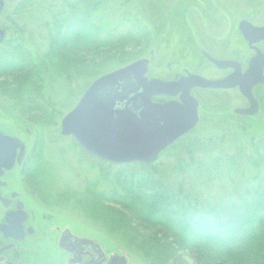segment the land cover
I'll list each match as a JSON object with an SVG mask.
<instances>
[{
	"label": "trees",
	"instance_id": "trees-1",
	"mask_svg": "<svg viewBox=\"0 0 264 264\" xmlns=\"http://www.w3.org/2000/svg\"><path fill=\"white\" fill-rule=\"evenodd\" d=\"M29 1L35 3L20 0L14 12L30 14L24 5ZM45 1L40 0V9H47ZM57 3L59 10L49 21L42 17L35 21L47 30L45 52H40L36 43L25 48L26 25L16 22L14 39L4 42L0 91L22 108L43 111L39 109L40 94H33L32 88L38 87L46 74L50 78L51 71L57 77L66 73L67 81L70 70L78 79L81 72L97 76L96 70L102 72L111 63L108 61H135L136 47L145 39L147 45L151 42L149 27L132 0H52L51 12ZM80 6L84 7L82 12ZM125 7L135 14L126 12L116 17L106 12ZM158 9L153 7L154 13ZM129 43L134 44L133 53L125 51ZM29 78L36 79L29 84ZM38 89L41 91L42 86ZM50 109L38 114L36 123L49 125L56 117ZM225 137H219L213 143L215 147L201 140L176 141L147 164L103 162L115 170L100 168L98 177L87 181L86 198L82 199L104 228L123 235L129 252L138 251L134 241L141 237L139 251H145L142 256L146 259L143 264H183L174 255L181 250L203 264H264V138H249L246 142L239 136V153L229 156L223 155L225 146L221 142ZM224 160L235 163V168L239 162L241 168L262 171L232 182L226 199L207 198L204 194L218 180ZM40 164L34 161L31 169L41 171ZM230 168L226 166L228 173L233 171ZM139 227L148 234L146 238L140 236Z\"/></svg>",
	"mask_w": 264,
	"mask_h": 264
},
{
	"label": "rangeland",
	"instance_id": "rangeland-1",
	"mask_svg": "<svg viewBox=\"0 0 264 264\" xmlns=\"http://www.w3.org/2000/svg\"><path fill=\"white\" fill-rule=\"evenodd\" d=\"M132 1L136 4L144 22L148 25V31L151 35V42L148 45L145 39L140 46L136 47V60L149 61L147 73L149 79L158 78L163 80L172 79L184 68L190 73L200 74L208 79L220 77L221 72L219 73L212 66L207 65L201 56V50L211 52V48H214L211 53L217 57L228 56L231 50L234 49H238V52L241 53L240 50L242 49L238 44L239 41L236 42L234 37L235 31L229 32L228 24L230 26L237 17L250 15V9L255 7L253 0ZM34 2L29 1L24 4L30 14L21 15L18 10L14 12V22L21 26L26 25V31H24V38L28 40L27 43L24 39L26 49H29L31 43H36L39 51L45 52L47 50V47H45L48 37L47 30L43 29L41 25L38 26L35 21L40 20V17L49 21L52 13L58 12L59 7L56 5L59 6L60 3L55 4V9L51 12L52 0L44 2L47 5L46 10L40 9V0H34ZM18 4H20V0H14V3L8 4V8L10 6L15 8ZM155 6H158L159 9L154 13L153 7ZM83 8V6H80L79 12H82ZM36 9L38 14L35 11ZM113 9H107L106 12L109 11L108 13L111 15L114 13L116 17L126 12L131 15L135 14L130 7L116 8V12ZM222 13L226 15L231 13L233 17L227 18L225 15L223 18ZM127 17L129 18V16ZM112 25L111 27H114L116 24ZM14 32L16 31L14 30ZM224 35L229 36L226 42V45L229 44V46H226L224 40L220 39ZM188 42H190V46H188ZM133 46V43H129L125 47V51L133 53ZM222 48L228 54L222 55L220 53ZM4 50L5 48L2 52ZM151 52L153 53L152 60ZM243 53L245 51L241 55ZM246 54L248 53L246 52ZM243 57L245 58L247 55ZM108 62L111 63L102 72L96 70L95 74L97 76H94V73L85 74L81 72L78 79L74 70H70L71 78L70 81H67L65 80L66 73H62L64 75L57 77L56 73L54 74L51 71L50 78L46 74L43 77L44 80L39 83L38 87H35L37 89L32 88L33 94H40V97H38L40 99L39 109H43V111L38 109V112L35 108L32 110L28 106L22 108L14 102L9 94L0 91L1 128L7 134L12 133L14 138L22 144L30 169L34 161H40L42 173L40 174V171L31 169L32 172L35 171L32 176L35 174L38 178L31 176L29 180H34V187L41 191V196H44L48 202L53 203L60 210V219L72 225L83 235L94 237L106 246L111 245L116 251L127 252L132 255L131 257L138 264H143L146 259L142 256L145 251H139V247H142L140 245L141 237L134 241V245L139 246L138 251L136 253L129 252V249L126 248L128 246L123 243L125 240L123 235L119 232H110L104 228L100 221L92 217L93 213L88 205L84 203L85 199H82L86 198L87 181L95 180L99 175L100 168L112 172L116 167L89 156L82 151L71 137L62 136L60 133L61 120L75 107L86 87L89 86H87L88 82L90 84L96 78L132 63ZM47 65L48 68L51 67V63L47 62ZM169 67L170 70H168ZM63 71L66 72V69ZM18 74L16 73V75ZM2 78L0 77V82ZM11 79L14 78L11 77ZM33 79L29 78L28 83L33 82ZM40 86H42L41 91L38 89ZM0 90H2L1 84ZM225 93V95L219 93L216 95L207 91H192V95L199 104L198 122L192 130L179 139L180 141L190 143V141L201 140L204 143L211 142L213 144L219 137L226 135L227 137L221 142L222 146H225L223 155L234 156L233 153L235 155L239 153L238 148L242 144L239 142V136L245 138L246 142L249 138H264V90L259 94V112L254 117L232 114L234 109L246 107L247 104L241 97L232 92ZM49 108L55 112L56 117L50 121L49 125L41 126L36 123V118L39 117L38 114L49 110ZM245 145L247 146V143ZM213 147H215L214 144ZM232 164L226 160L223 161V168L218 173V180L211 183L207 188L208 194H204L207 198L222 197L226 199L231 191L232 182L237 183L243 175L249 177L262 171L250 167L241 168L239 162H237L236 168L235 163ZM229 165L232 166L230 168L233 170L231 173L226 170V166ZM139 229L142 233L140 236L146 238L148 234H145L141 227ZM146 232L151 234L152 230ZM164 242L167 245L170 244V241L166 238ZM171 246L177 248L173 244ZM174 255L183 264H203L191 257L186 251H177Z\"/></svg>",
	"mask_w": 264,
	"mask_h": 264
},
{
	"label": "flooded vegetation",
	"instance_id": "flooded-vegetation-1",
	"mask_svg": "<svg viewBox=\"0 0 264 264\" xmlns=\"http://www.w3.org/2000/svg\"><path fill=\"white\" fill-rule=\"evenodd\" d=\"M253 1L255 7L250 9V15L237 17L232 22L233 26L228 24L229 32L235 31L236 42L239 41L240 48L245 51L243 55L241 53L244 51L240 50L239 53L238 49L231 50L228 56L223 57L213 55L211 52L214 48H211V52L201 50V56L207 65L221 72L220 77L208 79L200 74L190 73L184 68L172 79L159 80L175 82L189 75H195L207 81H227L231 88L198 87L191 89L190 94L192 95L194 90L216 95L232 92L247 104L246 107L234 109L232 114L235 110L248 109L249 103L236 84L241 81L251 61L258 54L262 56L264 62V0ZM9 3H14V0H0V52L4 48L5 41L10 37L14 39V6L8 8ZM222 14L224 18L226 14ZM226 17L233 16L229 13ZM228 38L229 36L224 35L220 39L224 40L226 45ZM187 44L190 46V42ZM220 53L228 54L224 48ZM150 55L152 60L153 53L151 52ZM244 55L247 57L244 58ZM213 60L222 62L223 67H217ZM262 78L263 83L253 86L251 90L254 100L258 103V112L260 107L258 97L264 90V63ZM178 96H159L154 98L153 102L162 104L177 101ZM1 123L0 118V264H138L131 254L121 250L116 251L111 245L106 246L94 237L83 235L60 219V210L41 196V191L34 187V180H29L35 171L32 172L27 164L24 148L21 149L22 147L14 143L12 133L3 132ZM3 136L11 139H4ZM39 173L37 175L40 176ZM32 177L38 178L35 174Z\"/></svg>",
	"mask_w": 264,
	"mask_h": 264
},
{
	"label": "water",
	"instance_id": "water-1",
	"mask_svg": "<svg viewBox=\"0 0 264 264\" xmlns=\"http://www.w3.org/2000/svg\"><path fill=\"white\" fill-rule=\"evenodd\" d=\"M213 62L223 67L222 62ZM263 63L258 54L237 82L249 108L236 110V114L253 116L258 112L251 90L263 83ZM147 66V60H138L93 81L61 120V135L73 138L84 152L103 161L146 164L196 126L198 104L190 95L191 89L232 87L227 81H207L195 75L176 82L149 80ZM178 94V102H152L157 96ZM14 143L23 149L15 138Z\"/></svg>",
	"mask_w": 264,
	"mask_h": 264
}]
</instances>
